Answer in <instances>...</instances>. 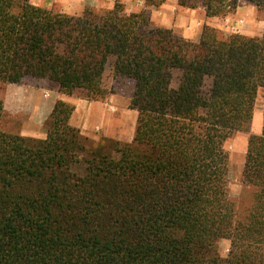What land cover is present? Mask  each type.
I'll use <instances>...</instances> for the list:
<instances>
[{"label":"trees","instance_id":"16d2710c","mask_svg":"<svg viewBox=\"0 0 264 264\" xmlns=\"http://www.w3.org/2000/svg\"><path fill=\"white\" fill-rule=\"evenodd\" d=\"M238 1L177 4L223 17ZM247 1L264 14V0ZM107 71L133 82L129 142L83 137L61 99L42 139L0 128V264H264V103L241 173L253 195L240 212L226 190L225 148L249 131L264 90V30L204 25L192 41L121 0L79 14L0 0V82L46 79L103 101Z\"/></svg>","mask_w":264,"mask_h":264},{"label":"rangeland","instance_id":"374dc122","mask_svg":"<svg viewBox=\"0 0 264 264\" xmlns=\"http://www.w3.org/2000/svg\"><path fill=\"white\" fill-rule=\"evenodd\" d=\"M114 1L115 0H29L30 3L36 6L51 9L53 11L64 12L67 14H79L85 8H92L98 12H102L111 9L113 7ZM121 1L123 2L124 9L127 12H138L140 10H145L152 25L170 28L174 33L176 32L174 29L176 12L181 11L184 8L189 9L179 6L176 2V5L171 4L169 13H161L159 10L162 8L163 4L170 3V1L166 0L158 7H145L144 0ZM238 2L243 6H250L252 12L246 16V12H243L242 14H236L235 10L233 13L227 14L223 17H206L204 11L197 8L194 18L195 24H199L201 30L204 25H209L219 29L223 33H245L244 35L247 34L248 36H260L264 30V14L258 11L255 6H253L247 0H239ZM163 15H166V24L168 27L160 23ZM200 18L201 22L199 23L198 20ZM250 32H252L253 35ZM7 84L8 83L0 82V100L2 101L3 105ZM19 85H21L20 88L26 86L31 89H41L42 93L44 92V94H46L50 89H52V87L55 86V84L49 80L35 78H25ZM105 85L109 90L112 91L105 100L99 101L102 103L101 105L106 111V117L108 116L106 123L100 122V119L97 118L99 121L91 122V135L89 137H86L81 133L80 134L94 142H98L103 138L108 140L113 139L119 140L121 142H129L133 136L136 120V111L130 106L133 82L125 77L114 76L111 72L107 71ZM73 96L81 98L77 95ZM263 103L264 90L261 88L258 90L254 103L256 113L255 119L253 121V128H256L257 125L262 127ZM42 114L38 115L40 116L39 120L33 121L31 119L32 115L30 114H20L18 117L14 118L10 116L8 112L4 113L3 110L0 120V128L4 132L42 139L45 137L44 123L48 118L47 116L44 120H42L44 113ZM95 116H97V114H95ZM260 132L261 130L259 133ZM40 134H43V136L40 137ZM250 134H254L251 133V126L247 132H236L225 143V148L229 157L226 190L228 196L235 201V207L239 212L250 204L253 195V188L247 184H244L241 179L243 163L239 168V161L236 159V155L238 154L240 148L244 150L245 155L247 140ZM242 137L245 139L244 142L242 141ZM100 142H103V145H108L106 141L102 140ZM231 154L232 156L230 159ZM228 247L229 240L221 239L218 242V252L220 256H226Z\"/></svg>","mask_w":264,"mask_h":264},{"label":"crops","instance_id":"0c3cea01","mask_svg":"<svg viewBox=\"0 0 264 264\" xmlns=\"http://www.w3.org/2000/svg\"><path fill=\"white\" fill-rule=\"evenodd\" d=\"M168 1H170V3L163 4L162 8L159 10L161 13L163 12L169 13L171 4L176 5L177 2V0H168ZM196 10L197 9L184 8L181 11H177L176 19H175L176 21L174 24V29L176 31L175 33L192 41L198 40L201 33V27L199 26V24L196 25L194 21ZM243 12H246V16H248L249 13L252 12V10L250 6L247 5L243 6L238 2L236 8V14H242ZM198 21L200 23L201 18ZM160 23L168 27V25L166 24L167 23L166 15H163V18L161 19ZM250 33L253 35L252 32ZM19 84L20 83H8L4 97V105H3L4 113L8 112L10 116L14 118L18 117V115L20 114L22 115L30 114L32 115L31 119L33 121H37L39 120L40 117L38 115L44 113V116L42 117V120H44L49 115L54 102L57 99H61L63 101H66L74 105V110L70 116L69 123L72 126L78 128L80 133L86 137H89L91 135L90 129H91L92 121H99L97 118H99L100 122L102 123L104 122L106 123L107 121L108 116L106 117V111L102 107L101 105L102 103H100L99 101H88L86 99L78 98L73 95L69 96L62 94L57 91L56 85L52 87V89H50L46 94H44V92L42 93L41 89L38 88L31 89L26 86L20 88L21 85ZM255 110L256 109L254 108L252 123H251V133L258 134L259 131L261 130V126L257 125L256 128H253V121L255 119V113H256ZM95 114H97V116H95ZM42 136L43 134L42 135L40 134V137ZM244 140L245 139L242 137L243 142ZM232 154L230 155V159ZM236 159L239 161V165H240L239 168H240L244 161L243 149L240 148L238 154L236 155Z\"/></svg>","mask_w":264,"mask_h":264}]
</instances>
